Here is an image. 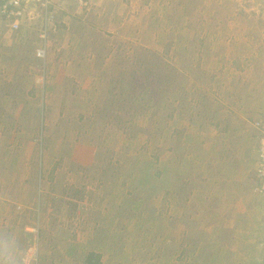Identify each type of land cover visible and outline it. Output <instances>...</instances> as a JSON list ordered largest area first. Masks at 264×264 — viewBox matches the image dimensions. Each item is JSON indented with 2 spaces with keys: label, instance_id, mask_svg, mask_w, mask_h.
I'll return each instance as SVG.
<instances>
[{
  "label": "rangeland",
  "instance_id": "1",
  "mask_svg": "<svg viewBox=\"0 0 264 264\" xmlns=\"http://www.w3.org/2000/svg\"><path fill=\"white\" fill-rule=\"evenodd\" d=\"M109 7L0 10V195L13 197L0 219L16 230L0 226V264H83L106 234L127 264H264L263 229L232 238L214 210L221 172L253 177L264 0ZM54 169L61 182L44 195Z\"/></svg>",
  "mask_w": 264,
  "mask_h": 264
},
{
  "label": "crops",
  "instance_id": "2",
  "mask_svg": "<svg viewBox=\"0 0 264 264\" xmlns=\"http://www.w3.org/2000/svg\"><path fill=\"white\" fill-rule=\"evenodd\" d=\"M53 1H54V4L59 8L58 11L63 7V5L66 6L71 2V0H53ZM116 1L110 0V7L109 8H111L112 6L114 7V3ZM65 18H67V17H65ZM2 150H3V148H2ZM198 161L200 163L203 160H201L199 157ZM198 161H197V163H198ZM14 163L20 165L19 162L18 163L14 162ZM251 163H252V159L249 160V167H250ZM252 164H254V161ZM16 166L17 165H15L14 167H16ZM238 169H239V172L237 171ZM243 169H244V166H237L236 169H234V166H232L230 175L229 174L227 175L224 172H221V175H220L221 182L218 184V187L215 190L216 194L214 195L215 201H216V207L214 210H217L219 212L227 211L226 212V214L228 216L227 220H229L228 224L230 225L231 230L233 231L232 238L234 236L236 237L238 232L241 231L242 229L248 230L251 227H254V228L255 227L256 228L261 227L263 229V234H262L261 238H264V216H263V218L262 217L260 218V216L264 212V203H263V200H261L260 204L255 201L256 195L253 193L252 187L256 185V182H255L253 177H252V179H249L247 177L246 172H244ZM14 170H17L18 172L15 176H12V179L13 178L16 179L20 175V173L22 174L21 170L16 169V168H14ZM215 171H216V169H215ZM50 174H52V175L51 176H42L40 179V181L43 184V188L45 190L44 195H46L47 192H49V189L51 187L57 186L59 184V182H61L60 175L58 173V169H54V171L51 172ZM7 177L9 179V176H7ZM24 181L26 182L25 179H23L22 182H24ZM5 183H7V182L2 181V185ZM218 192H219V195H218ZM9 199H13V197L5 199V198H3L2 195H0V215H4V212H5L4 210L6 209V207H8V205L11 204V203L7 202ZM38 203H41V201ZM140 204L141 203H137V206ZM107 205H109V204L108 203L100 204L99 205L100 210L97 209L98 213L100 211H105L103 209H107L109 211L110 207H107ZM10 215H12L11 217L15 218L16 213L14 212V213H11ZM106 218H108V217H106L104 215L103 221ZM14 223H15L14 221L6 220L4 217L2 219H0V226L3 228L5 227V229H6L5 232L8 231L7 237L12 236L14 234V232L16 231L14 228ZM190 223L191 222H189V225H198V222H195L193 224H190ZM26 227H28V225ZM247 233L248 234H246V236L249 239L250 238V231ZM45 236H47V235H45ZM49 237H50V235H49ZM118 237L120 238L121 235L119 234ZM101 239H102L101 242L104 243V245H101V249L99 251L97 249L96 251H90V252H96L100 258V261L102 260L103 264H105V263L111 264L113 259L116 257H118V259H119L118 264H127L124 261L126 259L125 258L126 257L125 252H121L122 255L119 257L118 251H114V252L110 251V249L113 248L112 244L114 243L116 238H114L113 236H110L109 234H106ZM122 240H123V238H122ZM1 241L2 240L0 239V242ZM245 241H247V239ZM259 246H260V248H259ZM259 246L257 248H259L261 250V253H263V256H264L263 245L260 243ZM90 252H88L85 256H83L84 259L87 257V255ZM99 252H101V254ZM110 260H112V261H110ZM83 264H84V262H83Z\"/></svg>",
  "mask_w": 264,
  "mask_h": 264
},
{
  "label": "built area",
  "instance_id": "3",
  "mask_svg": "<svg viewBox=\"0 0 264 264\" xmlns=\"http://www.w3.org/2000/svg\"><path fill=\"white\" fill-rule=\"evenodd\" d=\"M1 9L4 15L9 17H18L23 12L22 6L24 0H0ZM41 4L46 5L48 0H38ZM42 50H38L37 54H41ZM257 132V146H256V163L253 172V178L256 180V190L264 192V118L255 122Z\"/></svg>",
  "mask_w": 264,
  "mask_h": 264
},
{
  "label": "trees",
  "instance_id": "4",
  "mask_svg": "<svg viewBox=\"0 0 264 264\" xmlns=\"http://www.w3.org/2000/svg\"><path fill=\"white\" fill-rule=\"evenodd\" d=\"M84 264H100V258L96 252H90L84 259Z\"/></svg>",
  "mask_w": 264,
  "mask_h": 264
}]
</instances>
